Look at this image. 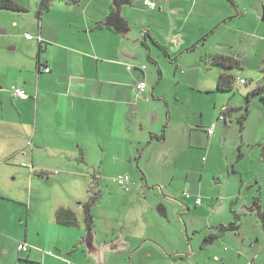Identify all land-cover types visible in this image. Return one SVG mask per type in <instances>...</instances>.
Masks as SVG:
<instances>
[{
	"label": "crops",
	"instance_id": "1",
	"mask_svg": "<svg viewBox=\"0 0 264 264\" xmlns=\"http://www.w3.org/2000/svg\"><path fill=\"white\" fill-rule=\"evenodd\" d=\"M14 1L26 11L0 10V162L11 166L14 161V171H22L31 183L47 178L55 188L44 218L32 219L31 203L22 217L26 223L14 240L18 246L27 243L30 249L21 253L25 257L17 255L15 264H128L118 256L127 259L130 255L132 264L172 262L170 257L178 251L164 246L165 221L149 220L144 190V197L135 193L139 204L135 203L136 216L128 223H102L93 206L92 232L84 224L82 201L86 199L81 194L89 196L111 174L107 163L115 166L114 179H129L128 190L119 186L131 193L134 164L147 176L141 162L145 157L149 160L152 147L168 135L165 122L171 123V100L156 95L165 74L152 38L167 49L171 63L178 62L170 70L177 86L211 92L222 71L214 78L204 74L211 65L199 51L200 45L224 29L250 34L261 18L264 0H244L249 13L242 11L239 0H154L156 9L145 6L144 0H127L120 9L128 23L123 32L100 26L117 0H79L78 4L55 0L48 10H41L42 0ZM246 18L249 30L243 25L230 27L232 21ZM196 52L199 55H191ZM212 54L227 56L216 49ZM143 81L148 86L140 93L137 84ZM12 86L26 90L29 98H15ZM215 129L213 135L208 134L213 141L217 140ZM94 182H98L95 187ZM187 196L191 206L194 198ZM157 198L175 212L185 209L167 196ZM78 200L82 201L74 208L72 202ZM194 203L196 207L204 204L200 198ZM61 208L73 210L79 226L58 224L56 213ZM176 224L182 234L183 223ZM210 237L205 238L206 245L215 242L214 235Z\"/></svg>",
	"mask_w": 264,
	"mask_h": 264
},
{
	"label": "rangeland",
	"instance_id": "2",
	"mask_svg": "<svg viewBox=\"0 0 264 264\" xmlns=\"http://www.w3.org/2000/svg\"><path fill=\"white\" fill-rule=\"evenodd\" d=\"M239 1L242 11L249 13L244 0ZM232 7L238 10L237 6ZM259 13L261 18L255 22V30L250 34L244 36L241 30L224 29L223 33L209 36L210 41H204L199 48L211 65L204 73L208 78L217 77L214 74L222 71L211 63L213 49L241 62L242 69H235L233 74L237 80L244 79L251 84L240 86L234 92L222 93L216 88L211 92L196 93L190 86H177L170 70L174 71L178 62L171 63L168 57L164 58L163 51L150 41L159 53L157 57L161 59L165 74L156 95L171 100V123L165 122L168 135L152 147L149 160L145 157L141 162L147 176L139 173L134 164L131 193L114 182L115 166L107 163L111 174L103 177L99 186L89 191V196L81 194L86 202L73 201L74 208L79 207L81 201L84 206L95 201L97 204L93 205L100 222L128 223L136 216V204H139L135 193L144 197L141 191L144 190L149 220L165 221L164 246L168 251H178L170 257L172 262L168 264H264V227L260 217L264 213V146H261V143L264 145V93L252 98L251 114L244 121V128L240 121L247 110V94L258 83H264V5ZM249 21L247 18L234 20L230 27L243 25L249 30ZM206 42L208 45H204ZM191 55L197 56L199 52ZM153 69L158 73L157 67L153 66ZM209 84L214 87V83ZM176 86L175 93L178 94L175 96ZM219 116L224 117V121H219ZM213 125L217 138L214 141L207 134V129ZM7 163L0 162V264H15L17 255L26 256L18 252L14 240L26 223L27 218L24 221L22 217L31 203L32 219L44 218L55 188L47 178L31 183L22 171H14L15 166L11 167L14 161L10 162L11 166ZM159 195L184 204L185 209L175 212L170 204L159 201ZM187 195L194 198L190 201L191 206L187 204ZM197 198L204 202L203 206H195ZM175 220L183 223L182 234ZM233 222H237L239 229L223 231L217 226H229ZM212 235L215 242L206 245L205 238ZM118 259L128 264L133 262L132 255L127 259L118 256Z\"/></svg>",
	"mask_w": 264,
	"mask_h": 264
},
{
	"label": "trees",
	"instance_id": "3",
	"mask_svg": "<svg viewBox=\"0 0 264 264\" xmlns=\"http://www.w3.org/2000/svg\"><path fill=\"white\" fill-rule=\"evenodd\" d=\"M55 0H42L41 1V10H48L53 2ZM68 3L72 4H78L79 0H64ZM230 2L234 3V0H229ZM127 2V0H117L114 3V7L112 12L109 14V16L100 24V26H105L109 28H114L118 32H123L127 29L128 23L127 21L121 16L120 9L121 7ZM0 10H6V11H14V12H25L26 9L19 5L17 2L14 0H0ZM207 38V37H206ZM153 43L159 47L161 51L165 53L167 57H170L169 52L167 49L162 46L159 42H157L154 38H152ZM202 42V41H201ZM199 42V43H201ZM198 43V44H199ZM196 44L193 49L197 47ZM212 61L211 63L219 67L220 70H222L219 79H218V86L217 90L219 92L225 93V92H234L236 89H239V86H237V80L236 76L233 74V71L235 69H242L241 62L237 60L234 57H228L224 55H212L211 56ZM151 61L153 63L155 62L152 58ZM242 80V79H241ZM244 80V79H243ZM247 81V80H246ZM243 86H249L251 84L250 81H247ZM264 93V83H258L247 95H248V105H247V110L246 113L242 115L240 118V121L242 123V128H244V121L250 116L251 114V102L252 98L256 95H260ZM262 101L264 102V97L262 98ZM224 113V112H223ZM157 139H161L159 136H155ZM163 137V136H162ZM42 177V176H40ZM93 197H91V200ZM93 204H95V201H90L87 205L84 206V224L87 227L88 231L93 230L94 225H95V218L93 214ZM234 216L236 219H239V215L234 213ZM260 217L263 222V227H264V213L260 214ZM56 220L58 224L62 226H68V227H77L79 226V220L76 215V213L71 210V209H65L61 208L58 210L56 213ZM223 231H235L239 229V225L237 222L231 223L229 226L225 227H220ZM208 240H212V237L208 238ZM207 240V241H208Z\"/></svg>",
	"mask_w": 264,
	"mask_h": 264
},
{
	"label": "built area",
	"instance_id": "4",
	"mask_svg": "<svg viewBox=\"0 0 264 264\" xmlns=\"http://www.w3.org/2000/svg\"><path fill=\"white\" fill-rule=\"evenodd\" d=\"M144 4L145 6H147L150 9H156L157 4L154 0H144ZM26 38L29 40L34 39V36L32 35H26ZM40 41L41 39L38 38ZM132 69L131 67H129V70ZM143 69H145V67H143ZM42 71L49 73L50 69L49 68H43ZM246 83H248L246 80H239L237 82V86H243ZM147 82L143 81V82H139L137 84V88L140 91V93H145L147 90ZM11 93L13 94V96L17 99L20 100H27L29 98V94L27 93L26 90H24L21 87L18 86H12L11 87ZM220 120H224V117H220ZM214 129H215V125H213L211 128L208 129V134L211 136L214 133ZM114 182L117 183L118 185L122 186L124 189H129V179L127 177H118L117 179H114ZM188 197V196H187ZM198 203L200 202L199 200L197 201ZM30 249V246L27 243H22L19 244L18 246V251L20 253H26L28 250ZM52 254V253H50Z\"/></svg>",
	"mask_w": 264,
	"mask_h": 264
},
{
	"label": "clouds",
	"instance_id": "5",
	"mask_svg": "<svg viewBox=\"0 0 264 264\" xmlns=\"http://www.w3.org/2000/svg\"><path fill=\"white\" fill-rule=\"evenodd\" d=\"M222 121V120H221ZM224 121V120H223Z\"/></svg>",
	"mask_w": 264,
	"mask_h": 264
}]
</instances>
